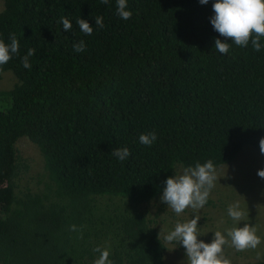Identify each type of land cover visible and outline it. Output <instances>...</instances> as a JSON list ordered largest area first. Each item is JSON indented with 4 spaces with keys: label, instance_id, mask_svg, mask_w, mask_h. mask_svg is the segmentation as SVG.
<instances>
[{
    "label": "trees",
    "instance_id": "trees-1",
    "mask_svg": "<svg viewBox=\"0 0 264 264\" xmlns=\"http://www.w3.org/2000/svg\"><path fill=\"white\" fill-rule=\"evenodd\" d=\"M2 1L0 39L15 33L20 51L0 71V80L8 70L15 77L0 89V264H94L97 246L113 264H163L165 242L141 205L178 167H216L246 145L259 149L264 38L260 51L228 40L229 53L218 52L216 0H127L129 20L117 0ZM151 132L156 141L141 144ZM21 137L43 157L39 190L18 187L29 168ZM125 147V160L112 155Z\"/></svg>",
    "mask_w": 264,
    "mask_h": 264
},
{
    "label": "clouds",
    "instance_id": "clouds-1",
    "mask_svg": "<svg viewBox=\"0 0 264 264\" xmlns=\"http://www.w3.org/2000/svg\"><path fill=\"white\" fill-rule=\"evenodd\" d=\"M102 2L108 4L109 0H102ZM200 3L207 4L208 0H200ZM213 11L215 15L211 17V24L214 30L225 38L215 40L214 48L218 52L229 53L228 40L240 47L247 46L251 41L254 50H261V38H264V0H216L213 4ZM117 15L124 20H129L132 17V12L127 9V0H117ZM95 21V25L104 26L103 17H95ZM59 22L65 31L72 28V22L66 17H61ZM77 24L86 35L93 33V27L87 20L78 19ZM9 40L10 43H5L3 39H0V71H2V66L12 59L13 55H19L20 41L16 34L11 33ZM73 47L76 52H83L85 51V42L81 40ZM35 51L30 48L27 54L22 57L24 68L31 69L32 64L29 58L35 54ZM156 139L155 132L142 133L139 137L140 143L148 146H151ZM259 149L261 154H264V138L259 141ZM112 155L123 161L131 153L125 147L112 150ZM257 175L264 179V169L258 170ZM218 179L220 176H218L212 160L205 163L197 162L194 167H186L182 173H176L175 176L166 180L161 201L166 203L177 216L187 208L199 212L208 202ZM227 214L236 224L247 221L248 213L241 208L239 201L228 205ZM199 220L200 216L195 215L194 218L186 222H177L174 230L163 237L166 244H182L186 251L188 264H231L230 260L223 255L226 245L234 247L236 251H246L256 249L262 242L256 227L245 223L243 227H230L226 232L214 231L212 242L207 243L198 238L201 235L198 232ZM83 227V225L78 227L73 224L70 226V231H79L82 238ZM168 249L174 250L175 248ZM94 251L99 253L94 264H113L109 259V249L97 246Z\"/></svg>",
    "mask_w": 264,
    "mask_h": 264
},
{
    "label": "rangeland",
    "instance_id": "rangeland-1",
    "mask_svg": "<svg viewBox=\"0 0 264 264\" xmlns=\"http://www.w3.org/2000/svg\"><path fill=\"white\" fill-rule=\"evenodd\" d=\"M3 9V1L0 0V11ZM15 77L11 71H5L0 80V89H7L14 83ZM16 147L18 153L27 159L29 168L18 180L19 189L39 190L42 187L44 163L43 157L38 148L27 137H21ZM182 167L176 168V173L183 172ZM217 174L220 179L216 181L212 189L208 202L199 212L187 208L177 216L168 205L161 201L158 196L151 201L142 204V209L147 217L152 220L153 226L157 231L164 235L174 230L177 222H186L200 216L198 221V238L207 243H211L214 238V231L226 232L230 227H243L249 223L256 227L257 234L262 242L256 249L246 251H236L234 247L226 245L223 255L229 259L231 264H244L246 262L264 260V179L257 175L258 170L264 169V154L260 149L252 146H244L235 158L225 164L216 166ZM239 201L241 208L248 213L247 221L236 224L228 216V205ZM163 264H188L186 251L182 244H166Z\"/></svg>",
    "mask_w": 264,
    "mask_h": 264
}]
</instances>
